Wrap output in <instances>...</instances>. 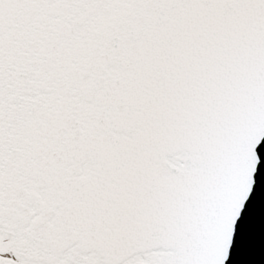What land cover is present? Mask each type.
I'll list each match as a JSON object with an SVG mask.
<instances>
[{"label":"snow or ice","instance_id":"snow-or-ice-1","mask_svg":"<svg viewBox=\"0 0 264 264\" xmlns=\"http://www.w3.org/2000/svg\"><path fill=\"white\" fill-rule=\"evenodd\" d=\"M0 264H264V0H0Z\"/></svg>","mask_w":264,"mask_h":264}]
</instances>
